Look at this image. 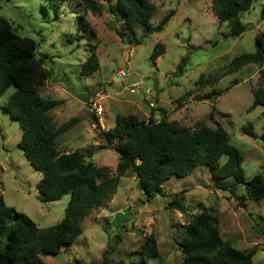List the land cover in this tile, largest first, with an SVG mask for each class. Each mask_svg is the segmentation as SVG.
<instances>
[{
  "label": "rangeland",
  "instance_id": "obj_1",
  "mask_svg": "<svg viewBox=\"0 0 264 264\" xmlns=\"http://www.w3.org/2000/svg\"><path fill=\"white\" fill-rule=\"evenodd\" d=\"M94 1L97 12L85 11L81 0H65L59 9L47 0H0V16L18 36L36 43L38 56L50 72L40 96L58 103L51 114L52 125L58 128L76 120L57 138L58 149L79 151L86 161L114 175L118 155L105 148L100 134L114 126L118 115L135 114L145 121L166 116L190 129L201 125L215 129L219 123L242 155L245 181L258 174L264 177V149L259 140L264 106L250 109L264 64H246L232 73L227 70L235 57L253 53L255 37L264 34V0H253L250 9L240 15L247 29L237 38L227 37L229 30L218 23L209 0H152L156 11L149 29L174 12L164 29L153 34L141 27L134 33L127 31L115 0ZM156 44L164 45V54L153 62ZM90 50L100 67L84 76L82 65ZM183 57L186 63L179 76L176 68ZM125 68L127 74L123 75ZM201 77L209 78L208 82L201 83ZM133 85L138 86L130 94ZM14 91L9 87L0 97V196L37 227L47 228L63 218L70 196L53 203L39 200L41 174L23 157L18 147L22 131L3 110ZM215 91L220 95L206 98ZM150 101L154 108L149 107ZM93 105L101 109L98 119L89 112ZM245 129L257 139L247 136ZM231 182L230 178L217 182L209 168L200 166L185 178L171 177L163 184V196L146 200L137 178L128 171L120 178L116 194L84 220L82 234L67 249L43 257V261L143 264L144 258L146 264H183L179 231L207 209L216 218L224 242L243 252L255 248L253 262L264 264V198L247 200L243 187L236 191L238 198L216 189L217 184ZM183 190L185 213L168 209L174 195ZM149 237L156 242L155 258L140 254L141 244Z\"/></svg>",
  "mask_w": 264,
  "mask_h": 264
},
{
  "label": "trees",
  "instance_id": "obj_2",
  "mask_svg": "<svg viewBox=\"0 0 264 264\" xmlns=\"http://www.w3.org/2000/svg\"><path fill=\"white\" fill-rule=\"evenodd\" d=\"M47 1L55 9L65 2ZM81 1L85 11H99L94 0ZM115 1L124 28L131 33L136 27L147 29L149 34L159 33L174 15L170 11L156 27L149 29L156 11L152 0ZM209 1L218 23L225 24L229 30L227 37L237 38L246 31L240 15L250 9L253 0ZM262 13L264 16V10ZM254 44V52L235 57L228 72H236L246 64L263 66L264 34L257 35ZM163 54L164 45L156 44L151 59L155 62ZM185 63L183 57L176 68L179 76L183 75ZM99 67L95 52L90 50L82 65V74L90 76ZM49 78L50 72L43 66V57L38 56L36 43L18 36L11 24L0 16V97L9 87L15 88L3 110L22 131L18 147L23 157L41 174L37 184L39 200L53 203L70 196L63 218L47 228L37 227L26 215L8 207L0 196V264H46L43 257L56 256L67 249L82 234V223L91 212L116 194L120 178L128 171L137 178L146 200L163 196V184L171 177L185 178L200 166L209 168L217 182L232 179L229 185L217 184L216 189L238 198L236 191L243 187L247 200L264 198L263 175L245 181L242 155L230 143L228 134L219 123L215 129L205 125L190 129L176 121H168L166 116L159 121L152 117L145 121L135 114L118 115L114 126L100 134L105 148L118 155L114 175H110L107 168H97L86 161V156L79 151L61 152L57 138L76 120H69L58 128L52 125L51 114L58 103L40 96V88ZM201 78L203 84L209 80L202 78L201 81ZM257 84L252 93L251 110L264 106L263 70L258 73ZM215 95L219 96L220 92L215 91L206 98ZM213 110L209 113L210 118H213ZM245 134L257 139L250 130L245 129ZM259 140L264 149V130ZM87 156L91 158L90 154ZM222 158L225 161L222 162ZM185 193L186 190L176 193L167 208L185 213ZM178 235L183 264H256L252 260L256 249L243 252L224 242L219 236L216 218L207 209L194 215ZM116 239H120L118 235ZM140 254L145 258L157 257V246L152 237L141 244Z\"/></svg>",
  "mask_w": 264,
  "mask_h": 264
},
{
  "label": "built area",
  "instance_id": "obj_3",
  "mask_svg": "<svg viewBox=\"0 0 264 264\" xmlns=\"http://www.w3.org/2000/svg\"><path fill=\"white\" fill-rule=\"evenodd\" d=\"M138 85H133V87L131 88V90L129 91L130 94H134L135 93V88H137ZM149 107L150 108H154V104L152 101L149 102ZM89 112L92 113L95 117L100 116L101 114V109L99 106L93 105L91 107V109H89Z\"/></svg>",
  "mask_w": 264,
  "mask_h": 264
},
{
  "label": "water",
  "instance_id": "obj_4",
  "mask_svg": "<svg viewBox=\"0 0 264 264\" xmlns=\"http://www.w3.org/2000/svg\"><path fill=\"white\" fill-rule=\"evenodd\" d=\"M126 74H127V68H125L123 71V75H126Z\"/></svg>",
  "mask_w": 264,
  "mask_h": 264
}]
</instances>
